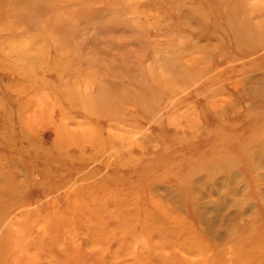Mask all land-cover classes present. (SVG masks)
Masks as SVG:
<instances>
[{"label": "rangeland", "instance_id": "rangeland-1", "mask_svg": "<svg viewBox=\"0 0 264 264\" xmlns=\"http://www.w3.org/2000/svg\"><path fill=\"white\" fill-rule=\"evenodd\" d=\"M0 264H264V0H0Z\"/></svg>", "mask_w": 264, "mask_h": 264}]
</instances>
